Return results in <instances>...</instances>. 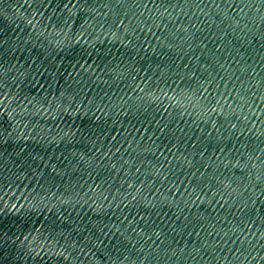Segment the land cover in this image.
<instances>
[{"label":"water","instance_id":"water-1","mask_svg":"<svg viewBox=\"0 0 264 264\" xmlns=\"http://www.w3.org/2000/svg\"><path fill=\"white\" fill-rule=\"evenodd\" d=\"M0 264H264V0H0Z\"/></svg>","mask_w":264,"mask_h":264}]
</instances>
